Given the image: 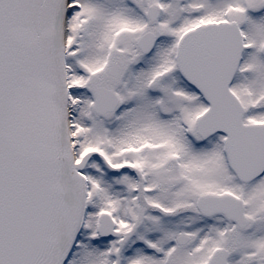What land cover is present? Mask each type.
I'll list each match as a JSON object with an SVG mask.
<instances>
[{
    "label": "snow or ice",
    "instance_id": "snow-or-ice-1",
    "mask_svg": "<svg viewBox=\"0 0 264 264\" xmlns=\"http://www.w3.org/2000/svg\"><path fill=\"white\" fill-rule=\"evenodd\" d=\"M0 264H264V0H0Z\"/></svg>",
    "mask_w": 264,
    "mask_h": 264
}]
</instances>
